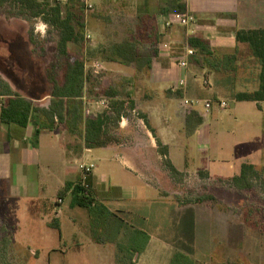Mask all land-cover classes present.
<instances>
[{
    "label": "rangeland",
    "instance_id": "1",
    "mask_svg": "<svg viewBox=\"0 0 264 264\" xmlns=\"http://www.w3.org/2000/svg\"><path fill=\"white\" fill-rule=\"evenodd\" d=\"M156 2L163 6L171 3ZM146 5L147 1L137 11L113 7L107 15L90 11L94 29L90 37L83 13V40L70 43L68 53L82 59L91 76L86 89L93 84L94 91L84 103L87 114L108 109L107 129L117 140L126 141L135 132L142 138L149 130L145 120L150 126H168L159 133L149 130L156 138L155 149L144 143L141 146L151 160L150 169L146 163L134 170L123 168L115 152L108 160L94 159L95 172L105 175L103 184L111 191L118 186L124 198L102 201L89 210L74 203L69 194L59 207L63 210L60 230L47 223L55 215L53 183L44 193L49 205L46 212L37 201L33 207L27 197L0 194V264H167L177 248L205 264H264V101L233 99L237 90L256 88L258 65L245 44L237 47L236 69L232 71H216L212 57L195 53L187 69L198 76L202 88L199 98L211 96L208 109L201 102L196 107L186 105L184 96L166 97L143 81L125 80L134 75L133 68L104 63L100 49L136 32L142 25L140 19L154 11ZM0 7L3 10L11 5L6 2ZM36 24L34 31L30 29L34 42L30 41L23 64H11L13 75L40 80L39 75H46V66L54 62L60 65L57 75H63L65 60L56 57V33L47 26L44 31L37 30ZM226 74L232 75L233 81L225 79ZM216 81L224 85L219 95L208 85L218 84ZM112 87L120 91L117 99L124 102L118 119L110 96L105 94ZM48 89L49 84H45L43 91ZM220 100L227 103L225 107L219 106ZM195 108L203 115L202 122L192 114ZM156 135L170 140L174 162L180 164V170L175 167L179 174L166 168L162 145L168 157L169 145ZM178 152L183 153L181 159ZM244 161L254 163L259 174L252 189H237L228 186L226 179L210 175L211 171L236 174ZM148 169L157 175L158 187ZM36 186L29 184V195H38ZM203 195L213 198L199 200ZM99 235H106L107 241L92 239Z\"/></svg>",
    "mask_w": 264,
    "mask_h": 264
},
{
    "label": "crops",
    "instance_id": "2",
    "mask_svg": "<svg viewBox=\"0 0 264 264\" xmlns=\"http://www.w3.org/2000/svg\"><path fill=\"white\" fill-rule=\"evenodd\" d=\"M59 1L65 2L67 0ZM114 1L116 0H90L92 8L84 9L87 34L90 37V32L94 31L89 22L88 13L90 11L95 10L97 15H107L113 7L120 11L128 7L137 11L140 7H145L147 1L146 8H154L153 12L147 14L154 15L158 33L163 39H160L156 45L157 53L153 57L148 75L142 77L131 74L127 75L125 80L129 82L140 80L149 88L154 85V88L160 90L166 97H177L174 93L179 90L181 96L178 98L184 96L188 99L210 100L209 97L211 96L204 99L199 98L198 93L202 88L198 76L192 70L187 69L188 61L191 58V55L186 56L187 48L191 47L187 42V37L190 34H197L209 40L211 48L222 55L234 50L237 44L235 41L237 29L264 26V0H169L171 3L164 6L163 4L158 5L156 1L159 0H154L155 2L152 3V0H120L119 3H114L115 6L113 5ZM4 3L0 6H3ZM179 4L185 5L186 10L184 12H179ZM12 10L11 7L3 10L0 7V108L13 93L26 98L38 109H35L26 125L15 122L7 123L0 119V194L27 197L32 201L33 207L36 206L34 201H37L44 209L43 211L46 212L49 205L44 193L47 192L49 183H53L56 195L53 201L55 215L53 220H49L47 223H56L60 230V214L63 210L59 207L67 195L70 194L73 197L72 188H69L64 194H58L65 182L83 185L84 180L88 184L87 194L92 199L93 207H97L98 203L102 204V201L123 199L121 188L114 186L111 191L103 184L102 179L105 178V175L95 172L97 165L94 159L108 160L111 157L109 154L115 152V157L122 162L123 168L134 170L146 163L149 164L148 168L150 169L151 160L147 159L148 156L146 157V152L141 146L144 143L155 149L156 138L149 130H144L145 135L142 138L135 132L126 141L116 140L100 147H86L80 135L68 130L62 123L56 125V118H49L44 111L40 110V108H48L52 92V85L47 81L46 75H39L40 80L35 77L30 78L29 75H13L11 67L12 63L23 64L21 59L24 54L26 56L28 54L29 31L30 29L34 31V23H37L36 29L42 31L47 25L39 17L28 19L17 14L15 10L11 13ZM176 13H189L194 17V20L188 24H181L175 19ZM31 20H36V22ZM142 46L143 48L146 47V45ZM3 48L5 49L4 52L2 51ZM185 57L187 58V65L181 67L178 60ZM103 62L126 65L114 61L103 60ZM126 66H131L134 70L132 65ZM226 76L225 79L228 81L232 79L230 75L226 74ZM205 83H207L206 79ZM216 83L218 82L216 81ZM45 84H49V89L46 92L43 91ZM208 85L213 89L214 95H219L224 90V85L222 86L220 83H209ZM144 95L149 97L145 92ZM193 110L196 111V108ZM87 113L89 111L84 108V114ZM196 113L202 116V122L203 115L197 111ZM33 118L37 124L33 123ZM123 125L124 122L121 123V126ZM151 126L154 133L155 131L159 133L162 129L168 130L166 125H164L165 129L162 126L158 127L157 124ZM38 127L40 133L36 143L33 144L34 132ZM160 139L164 144L169 145V158L174 166L180 170V164L174 162L170 140H164V137H160ZM181 155L183 153H180V159ZM82 162L94 163L93 170L86 175L85 179L78 166ZM204 163V167L211 171L206 166L207 163ZM149 169V173L153 176V182L158 187L157 175ZM234 174L226 175L213 171L210 173L211 176L215 177H226ZM30 183L37 184V196L29 195ZM59 197L62 199L61 203H57ZM99 210L103 211V208ZM96 238L92 239L95 242L107 241L106 235H99Z\"/></svg>",
    "mask_w": 264,
    "mask_h": 264
},
{
    "label": "trees",
    "instance_id": "3",
    "mask_svg": "<svg viewBox=\"0 0 264 264\" xmlns=\"http://www.w3.org/2000/svg\"><path fill=\"white\" fill-rule=\"evenodd\" d=\"M9 2L11 8L20 16L28 19L39 17L50 31L56 33L55 47L56 57L59 60H65L63 75L58 74L59 64L56 62L46 66V79L52 85V92L49 99L48 108H40L50 118H56V125L62 123L68 130L80 135L84 140L86 147H100L115 142L117 139L109 133L108 123L110 121L109 110L104 109L96 114H84L85 98L91 94L92 86L86 89V84L91 80V76L85 71L84 62L80 58H72L68 53L70 43H81L83 40L82 28L84 27L83 3L81 0H0V4ZM179 12L186 10L185 5L179 4ZM11 11L13 13L14 11ZM84 13V14H83ZM147 18L140 19L142 25L138 26L129 38L119 42H113L111 46H102L100 49L101 57L104 61L120 62L134 67V75H148L152 66L153 57L157 53L156 45L160 40L158 26L154 15L146 14ZM150 17V21H149ZM29 39L33 43L32 32H29ZM235 41L237 42L234 50L230 53L216 54L211 48L209 40L197 34H190L187 42L194 49V54L201 53L212 57V63L215 64V70H235L233 64L237 59L236 50L240 44H245L258 65L257 86L252 90H237L233 98L236 100L264 101V26L254 28H239L235 32ZM146 45L140 49L139 45ZM206 57V58H207ZM232 77V75H230ZM234 78V77H233ZM232 78V79H233ZM233 81V80H232ZM93 87V88H92ZM117 88H110L105 94L109 95L110 105L116 110L117 119L120 118V109L124 102L117 99L119 94ZM177 97L181 96V91L175 93ZM11 96L0 108V119L4 122H15L20 125H26L32 113L38 107H35L26 98L11 93ZM110 108V107H109ZM198 122L201 121L195 110ZM34 119V118H33ZM33 123H36L35 119ZM148 129L154 133L149 123L145 120ZM37 124V123H36ZM52 126V125H51ZM40 128L34 132L33 144L36 143ZM154 135V134H153ZM159 143V142H158ZM162 155L166 168L174 174H179L170 158L167 155L165 145H162ZM206 174V173H205ZM259 176L255 165L252 162L244 161L240 165L239 172L232 176L221 177L226 179L228 186L237 189H252L253 181ZM69 188H72L74 203L88 207H93L92 199L87 194L88 188L80 183L65 182L60 188L58 194H64ZM213 198L211 196L199 197ZM50 225L59 229L56 223L50 222ZM96 238V237H94ZM97 239V238H96ZM167 264H205L193 257L189 251L176 249Z\"/></svg>",
    "mask_w": 264,
    "mask_h": 264
},
{
    "label": "built area",
    "instance_id": "4",
    "mask_svg": "<svg viewBox=\"0 0 264 264\" xmlns=\"http://www.w3.org/2000/svg\"><path fill=\"white\" fill-rule=\"evenodd\" d=\"M82 3H83V7L85 10H89L92 8V3L90 2V0H81ZM175 19L180 22L181 24H188L190 22H192L194 20V17L189 14V13H176L175 14ZM87 36L89 37V35L87 34ZM194 53V50L191 48V47H188L187 50H186V56H190ZM178 63L181 67H186L187 65V58H181L178 60ZM104 100H102L103 102ZM186 105H191V106H195L196 104L198 103H203L204 106L206 108H209L211 106V101L210 100H205V101H202L200 99H195V98H192V99H188V98H185L184 101H183ZM219 106L220 107H224L226 106V102L224 100H220L219 101ZM79 168L82 172V175H83V178L85 179L86 175L88 173H90L93 168H94V163L92 162H82V163H79ZM83 186L87 187L88 184L83 180L82 182ZM62 202V199L59 197L57 199V203H61Z\"/></svg>",
    "mask_w": 264,
    "mask_h": 264
}]
</instances>
